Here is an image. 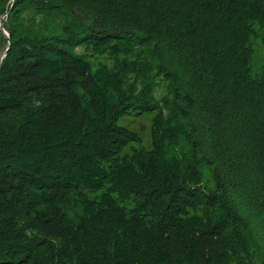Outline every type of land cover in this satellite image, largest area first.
Returning a JSON list of instances; mask_svg holds the SVG:
<instances>
[{"label": "trees", "instance_id": "obj_1", "mask_svg": "<svg viewBox=\"0 0 264 264\" xmlns=\"http://www.w3.org/2000/svg\"><path fill=\"white\" fill-rule=\"evenodd\" d=\"M3 14L0 264H264V0Z\"/></svg>", "mask_w": 264, "mask_h": 264}, {"label": "rangeland", "instance_id": "obj_2", "mask_svg": "<svg viewBox=\"0 0 264 264\" xmlns=\"http://www.w3.org/2000/svg\"><path fill=\"white\" fill-rule=\"evenodd\" d=\"M261 33L262 36H264V28L261 29ZM256 48L263 50V44L261 42V40H257L256 41ZM129 122H131L132 127L137 130L138 132H140V134L145 137L148 138L149 136V127H150V120L149 119H142V118H132L129 117L127 119Z\"/></svg>", "mask_w": 264, "mask_h": 264}, {"label": "water", "instance_id": "obj_3", "mask_svg": "<svg viewBox=\"0 0 264 264\" xmlns=\"http://www.w3.org/2000/svg\"><path fill=\"white\" fill-rule=\"evenodd\" d=\"M5 15H6V14H3V15L0 16V27H1V29L6 33V35L9 37V34H8L7 31L5 30V28H4V26H3V23H2V22H3V17H4ZM8 48H9V45H8V47L5 49V51L1 54V56H0V64H1V62H2V60H3V58H4V56L6 55Z\"/></svg>", "mask_w": 264, "mask_h": 264}]
</instances>
